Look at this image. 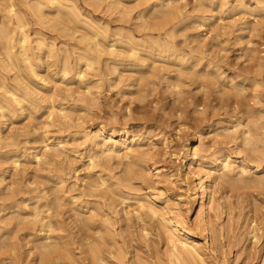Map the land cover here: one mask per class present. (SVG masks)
Masks as SVG:
<instances>
[{
    "label": "rangeland",
    "instance_id": "374dc122",
    "mask_svg": "<svg viewBox=\"0 0 264 264\" xmlns=\"http://www.w3.org/2000/svg\"><path fill=\"white\" fill-rule=\"evenodd\" d=\"M40 2L45 14L41 20L34 8ZM11 4L30 37L37 75L32 77L17 46L13 51L19 58V70L15 65L8 71L0 68V86L4 83L19 95L29 89L37 99L21 108L14 106V112L4 113L3 118L0 113V239L6 249L0 253V264H38L33 248L38 233L26 236L17 227L23 216L35 210L36 190L44 191L48 200L66 191L64 195L59 192L64 199L59 210L51 212L58 221L54 228L59 229L51 239L60 236L68 247L60 250L62 258L53 254L50 264L91 263L88 255L81 254L82 244L96 236V227L80 228L98 201L88 176L92 172L89 159L94 156L90 138L101 124L109 126L101 137L105 142L130 143L135 138L140 141L133 146L143 153L152 146L154 157L148 163L153 174L142 182L134 180L132 187L126 184L128 191H124L142 198L146 194L160 197L189 225L195 224L201 203H208L204 197L194 204V187L205 173L214 174L223 166L215 168L214 159L230 155L231 161L243 162L250 172L246 177L236 170L225 185L217 186L214 181L210 185L217 192L213 210L208 212L216 235L213 239L206 235V262L263 264L264 154L260 162L247 155L253 145L264 153V142H259L264 140V0H0V23ZM3 40L0 58L5 56ZM96 42L103 49L113 46L116 60L104 54L88 68L79 57L92 56L90 49ZM132 47L138 51L139 62L129 57ZM65 62L72 67L67 76L63 75ZM115 65L118 69L114 71ZM77 71L84 74L83 80H77ZM123 125L127 133L121 130ZM246 126L254 135L253 145L245 144ZM112 129L116 132L111 137ZM187 141L200 151L203 162L193 151L183 160L180 151ZM56 147L60 153H55V159H44V152L54 154ZM36 154L42 156V163L36 162ZM33 183H40L39 190ZM104 206L106 210L109 203ZM111 219L115 223L121 218L114 211ZM120 222L113 227L116 245L130 252L123 249L130 245L120 231L126 224ZM254 234L259 241L252 239ZM159 249L165 250L162 243Z\"/></svg>",
    "mask_w": 264,
    "mask_h": 264
},
{
    "label": "bare ground",
    "instance_id": "6f19581e",
    "mask_svg": "<svg viewBox=\"0 0 264 264\" xmlns=\"http://www.w3.org/2000/svg\"><path fill=\"white\" fill-rule=\"evenodd\" d=\"M10 3H11V1H10ZM15 8L16 7L13 4H11L9 10H7L8 12L1 16L2 22L0 23V26L2 25L1 27H4V28L3 29L0 28V33L4 32L5 35H2V37L0 36L1 37L0 39L4 38V40H5V41L3 40L5 42L3 44V47L5 46L4 47L5 56L4 57L2 56V58H0V64L1 63L4 64V66L0 67V68H3V70L8 71V69L11 66L14 69L13 65H15L16 67L17 66L20 67V64L18 65V59L19 58L17 57V54L13 51L18 46L19 50H20L19 56L23 58V62L26 63L27 68L29 69V72H31L30 74H32V77H33V75L34 76L37 75L36 74V65L34 64V57L35 56H33L30 53L32 50V48L30 46L31 44L29 43L30 37H29L28 33H25L24 25H23V19L21 18L22 16L20 17V14L18 12H16ZM34 8L36 11L35 14L37 15L36 17H38L41 20L45 15L43 13V7H42L41 2L38 3L37 7H34ZM71 16H73V15H71ZM13 17L16 18V25L13 24ZM15 32H17L20 35L19 38L17 37L16 34H14ZM14 35H16V36H14ZM3 36H6V37H3ZM15 37H17L18 39H16ZM41 43L42 42L38 43L39 44L38 46H42ZM93 46H94V48L90 49V51H94L92 56L88 55V54H84L83 56L81 55V57H79V61L84 60L86 62V66L88 68L92 67V61L93 60H95V59L99 60L102 57V55H104V54L110 55V57L111 56L114 57L117 55V54H115V53H117V51H115L113 46L109 47V49H103L99 44H97V42ZM120 53L121 52L118 53L119 54L118 57H120V59H121ZM130 53H131L129 56L130 58H133L136 61L139 60L140 57H138V51L134 47L131 48ZM52 55H54V53H52ZM107 57H109V56H107ZM22 58H21V60H22ZM114 58L116 60V57H114ZM118 60H119V58H118ZM130 60H132V59H130ZM135 60L133 62H135ZM117 64H118V62H117ZM26 65H25V67H26ZM70 66L71 65L68 62L64 63V69H63L64 74L63 75L67 76V74H69L72 71V67H70ZM134 66H136V65H134ZM18 67H17V69H18ZM117 69L118 68H116V65H115V68L113 66L114 71ZM75 75L78 78V79L76 78L77 80L81 81L84 78V74L81 73L80 71H77L75 73ZM16 77H17V75H16ZM15 83H16V81H15ZM8 88L6 87V84H4V83H3V85L0 86V90L3 91V95L2 96L0 95L1 118H3V114L6 112H9V113L14 112V111H12L14 106H16V107L19 106L21 108L25 103L33 104L35 102L34 100L37 99V98L34 99L32 97L34 95V93H33V95H31L32 93H30L29 89L25 91V94L19 95V93L17 91L10 90ZM17 89H19L18 86H17ZM22 90H25V89H22ZM84 102H86V101H84ZM49 113H50V111H49ZM53 115H55V114H53ZM63 117H64V115H63ZM52 119H54V118H52ZM246 128H247V132L246 131H245V133L243 132L246 135L245 136L246 138L244 137V139H246V141H247L245 144L252 143L251 145H253V141H254L253 136L254 135L251 133L252 131H250V129H248L249 127L246 126ZM108 129H109V126L101 124L100 129L97 131V133H95V136L93 135V137L90 138V145L93 147L94 156L89 159V167H90L89 171H92V172H90L88 177L90 178V181H91L90 187L94 190L93 193L96 194V198L98 201L96 202L95 205L93 204L94 205L93 210L92 211L90 210L89 212H87L88 216H85L86 218L83 219L82 226L80 229H85V230L94 229L95 230L94 227H96V232H95L96 236H92L91 240L88 243H85L87 241H84V244H82V247H83L82 249H84V250L81 254H83V255L86 254L89 256L88 258H90V260L86 259L85 257L84 258L88 261H91L90 264H128L127 261L125 262L126 255L128 253L130 254L129 257L131 256V259L128 261L129 264H208L206 262V258L209 254V253H207L208 248L206 245V240H207L206 235L207 234L211 235V239L215 238V235H216L214 228H213L211 217L208 214V212L213 210V206H212L213 205V199H214L213 196L217 192L215 193V190H213V188H211L210 185L213 181H214V183H216L217 186L225 185L226 179L233 176V174L236 170H239V172L241 174V175L239 174L240 176L244 177V175H245V177H246L247 173H250V172H248L247 167L244 165L243 162H241V164H237L236 162L231 161L230 155H228V156L220 155L219 157L214 156L213 158L217 157L213 161V163L216 164L215 168L218 167V165H220L222 163H223V166L221 168L215 169L214 174H213V172H211L209 170L210 172L205 173L203 178L200 179V183L196 187H194V191H195L194 199H193L194 204H196L197 202L198 203L201 202L204 197H208L207 198L208 203L207 204H204L203 202L201 203L199 211H198V217L196 219L195 224L189 225L186 221H184L183 215L181 213L173 212V210L170 209L168 207V205L166 206L165 202L163 203V201L160 197H158L154 194H146V195H143L144 197L142 198V197L132 196L129 193H126L124 191V190L128 191V188H126V187H128V186L132 187L131 186L132 182H135L136 180H140V181L144 180L145 178H147V176H151L153 174L152 173V167L148 163V160H150V159L152 160V158L154 157L153 156V149L150 148V146H151L150 145L147 147V150L145 151V153H143L142 151H139L138 149H136L133 146V144L139 143V141H140V140L136 141L135 138H132L130 143H128V140L115 141L113 139L110 140L109 142H105L103 139H101V137H104L105 134L108 133ZM235 129H237V128H235ZM121 130H123V132L127 133L126 126L123 125V128ZM0 131H1V129H0ZM115 132L116 131L113 129L109 130L110 136L111 137L114 136ZM237 133H238V131H237ZM231 134L232 133H230V135ZM255 134H257V133H255ZM228 135H226V136H228ZM255 137H257V135ZM251 138L253 140H251ZM164 140H165L166 148H168L169 146H167V143H166L167 140L166 139H164ZM12 141H14V140H12ZM47 141H49V140H47ZM255 141H257L256 138H255ZM262 141L264 142V140L259 139V142H262ZM168 144H169V142H168ZM253 146H250L251 148H249V149H252V150H250V152H248L249 154L247 156L254 161L260 162L259 156H260V154H264V153H260L259 151H257V149H254V148H256V146L254 148H253ZM181 149L182 150L180 151V153L182 154L184 161L188 157L189 152L193 151V156L197 157L200 162H203L202 157L200 155V151L197 148H194V149H193V147L191 148V142L190 141H187L186 145ZM55 153H60V149L58 147H56V149H54V154L49 153V151L44 152L43 157H44V159H48V160L52 161L53 159H55ZM61 156H62V154H61ZM247 156H246V158H247ZM13 158H10V159H13ZM34 159L36 160L37 163H42L41 162L42 156L39 157L36 154L34 156ZM115 161H118V164H116ZM126 161H128V162L126 163ZM18 162H19L18 159H15L13 161V164L17 165ZM153 167H154V165H153ZM153 169L157 170V168H153ZM0 170H2V169H0ZM159 172L160 171H158L156 173V175L158 174L157 178H159L161 176V174ZM153 176H155V175H153ZM62 184H64V182L63 183L61 182V185ZM126 184H128V186ZM33 185H35V183H33ZM39 185H40V183H39ZM36 186L37 185H35V188H36ZM42 186H44V185L42 184ZM63 186H61L62 187L61 190L63 189ZM40 187H38V188H40ZM38 188H36V189H38ZM88 189H89V187H88ZM219 189H220V187H219ZM71 190L72 189H70V192H71ZM58 191H59V189H58ZM41 192L42 191H37V190H36V192H34V197L32 199L37 200L36 201L37 204H35L36 206H34L35 210L33 209L34 211L32 213H28L27 215L23 216L24 218L20 217L23 220L20 221L19 224L17 223L18 224L17 227L19 226L18 227L19 229L21 227L22 230L25 231L26 236H30L31 232H33V231H36V233H38V235L35 236V237H37L35 240L36 245L35 246L33 245L34 246L33 248L36 250L35 254L37 255V261H38L37 263L38 264H50L51 259H53V258H51L53 254L56 256H57V254H59V255H61V258H62L61 251L65 249L64 247H66V243H67V241L65 240L66 242L64 241L65 242V244H64V242L62 241V237H60V236H59L60 238L57 236L56 238H54V240H52L53 238L51 239V237H52L51 234H53L55 231L59 230L58 226H57V228H54V225H58V221H57V219L55 220L53 218V216L51 215V212H52V210L54 211V209L59 210V208L61 207L62 202H63L62 200H64V199H62V195L59 194V192L61 193V191H59L58 194L56 193L57 195L55 194V197L50 199V200H48V198L45 196L46 194H44V196H43L42 193L44 191L42 193ZM61 194H63V195L66 194V191L63 190V192ZM69 198H70V200L75 201V198L73 196H71ZM9 199H11V198H9ZM182 199L183 198H179V200L184 201ZM107 202L109 203V207H107V209L108 208H110V210L114 209L115 215L119 216L121 218L120 223H122V225H123V223L126 224V227L124 225V227H125L124 230H123V228L122 229L120 228V231L123 234L122 236L125 235V237H124L125 241H126V238H128L127 244H129L131 246L132 251H131V249L128 250V247H130V246H128L127 249L125 248L126 247L125 243H123V245H125L123 249L130 251V252H125L121 248H119L121 246L118 247L116 245V239L115 238H117V236L115 235L116 230L114 231L113 227L120 220H118V221L116 220L117 222H115V223L112 222L111 215L114 211L112 210L113 212L112 213L110 212L108 214L106 212L107 209L104 210V208L106 206V205L104 206V204ZM69 203H71V202H69ZM102 203H104V204H102ZM71 204H73V203H71ZM118 207L120 210H118ZM122 216H125V219L122 218ZM122 219H124V220H122ZM79 223L81 224L80 221H79ZM122 225L120 224V226H122ZM61 226L62 225L60 224V227ZM77 227H78V225H77ZM6 228H7V226H6ZM62 228L63 227H61L60 229H62ZM135 228H137V230L139 229V235H137V233H136L137 231H135L136 230ZM42 233H44V235ZM251 233H253V232H251ZM126 235H127V237H126ZM85 236L88 237V234L84 235V237ZM135 236L137 238H135ZM5 238L6 237H4V239ZM152 238H158V239L155 240ZM14 239H17V237L15 236ZM85 239H88V238H85ZM252 239H255L254 241H256V240L259 241V238L257 237L256 234H254ZM9 241H10V239H9ZM81 241H83V240H81ZM4 243H5V241H4ZM161 243L165 247L164 251L159 249V246ZM254 243H257V242H254ZM132 245H133V247H132ZM115 246H117L118 248ZM6 247H7V245H6ZM4 248H5V246L2 244L1 239H0V253L4 254L2 251ZM144 249H145V251H147L146 253L143 251ZM5 250L6 249H4V251ZM14 251H15V249H14ZM66 251H67V249H66ZM132 254H133V256H132ZM68 256H69V254H68ZM1 257H0V259H1ZM4 258H6V257H4ZM114 260H116L118 262L115 263ZM153 260H154V263H153ZM263 264H264V262H263Z\"/></svg>",
    "mask_w": 264,
    "mask_h": 264
}]
</instances>
